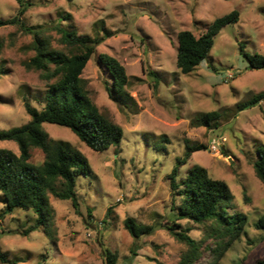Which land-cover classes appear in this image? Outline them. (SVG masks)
<instances>
[{"label":"rangeland","instance_id":"374dc122","mask_svg":"<svg viewBox=\"0 0 264 264\" xmlns=\"http://www.w3.org/2000/svg\"><path fill=\"white\" fill-rule=\"evenodd\" d=\"M23 1L29 3L23 22L45 28L54 48L68 51L58 40L57 24L101 38L82 77L92 100L123 127L124 135L118 146L98 152L70 128L43 124L50 138L83 152L91 170L77 177L78 208L51 196L55 240L36 226L32 211L5 214L0 192V249L7 259L0 264H105L106 250L117 255L116 264H177L186 245L167 229L173 221L181 225L178 231L190 227L189 235L210 245L214 240L204 224L177 218L181 198L173 204L168 176L187 144L205 148L181 167L178 181L193 166L207 168L230 185L236 210L247 217L246 234L222 264H254L264 258V229L256 227L264 215V182L254 166L264 149V99L238 109L264 92V68H249L239 47L243 43L247 52L264 55V0ZM19 8L17 0H0V19L14 17ZM233 10L239 11V22L218 33L209 57L191 73L181 72L179 32L199 36ZM32 42L33 35L18 24L0 27V130L31 119L26 102L38 109L45 105L47 81L25 65L35 55ZM102 54L118 59L130 77L119 100L107 90L112 80ZM214 110L221 113L219 120L202 125L200 116ZM213 137L224 138L219 154L209 149ZM0 148L19 152L13 141H0ZM44 159L41 149L32 150L33 163ZM127 217L155 229L135 238L125 227Z\"/></svg>","mask_w":264,"mask_h":264},{"label":"trees","instance_id":"16d2710c","mask_svg":"<svg viewBox=\"0 0 264 264\" xmlns=\"http://www.w3.org/2000/svg\"><path fill=\"white\" fill-rule=\"evenodd\" d=\"M17 2L20 5L18 14L9 19H0V27L18 24L24 31L33 35L32 48L35 55L25 65L28 69L40 71V76L47 81V91L42 109L26 102V110L31 117L26 124L0 130V141H13L19 148L18 153L12 149L0 148V192L6 206L5 214L16 209L32 211L36 215V226L41 227L50 239L55 240L57 233L53 223L51 196L70 200L73 206L78 208L80 201L77 177L88 174L91 169L89 159L83 152L69 143L50 138L43 124L52 123L70 128L82 142L98 152L118 146L124 130L100 111L89 95L86 79L82 77V72L96 52L101 38L82 35L73 28L57 24L54 28L59 34L58 40L68 51L54 48L52 37L47 34L45 28L27 26L23 22L21 16L29 3L23 0ZM239 20V11L233 10L216 18L207 27L206 32L199 36L190 30L180 31L177 66L181 72L191 73L206 60L218 33L226 25L237 23ZM239 47L240 53L248 61L249 68H264L263 54L247 52L243 43ZM100 60L112 80V85L107 86V90L112 98L119 100L125 94L129 83L130 77L126 68L118 59L108 54H102ZM2 72L1 70L0 73ZM263 99L264 92L255 95L251 102L240 104L238 109H247L251 104H258ZM220 116L218 110L209 111L200 116L199 122L211 126ZM34 148L41 149L45 155L40 164L31 161ZM204 148V144H187L184 156L176 159L168 179L173 204L177 197L182 200L177 207V218L204 224L209 239L214 242L204 246L202 241L189 235L190 227L178 231L177 227L181 225L173 221L167 229L175 239L186 245V250L177 264H222L226 252L247 232V217L236 210L234 194L225 180L212 177L207 168L193 166L187 175L178 181L181 167L194 152ZM254 166L258 178L264 182V149H260L259 159ZM207 222H210V225H207ZM125 227L135 238L150 234L155 229L152 225L137 223L132 217L125 219ZM256 227L264 229V215L257 221ZM0 259L7 261L1 249ZM201 260L204 262L201 263ZM116 263L117 255L106 250L105 264ZM254 264H264V258L256 260Z\"/></svg>","mask_w":264,"mask_h":264},{"label":"built area","instance_id":"2783aa9c","mask_svg":"<svg viewBox=\"0 0 264 264\" xmlns=\"http://www.w3.org/2000/svg\"><path fill=\"white\" fill-rule=\"evenodd\" d=\"M222 141L224 142V138L222 137H213L210 140L209 143V149L213 154H219L220 149H221V145H222Z\"/></svg>","mask_w":264,"mask_h":264}]
</instances>
